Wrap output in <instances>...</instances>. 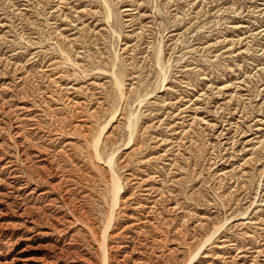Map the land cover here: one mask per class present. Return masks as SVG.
<instances>
[{
	"label": "rangeland",
	"instance_id": "374dc122",
	"mask_svg": "<svg viewBox=\"0 0 264 264\" xmlns=\"http://www.w3.org/2000/svg\"><path fill=\"white\" fill-rule=\"evenodd\" d=\"M0 158V264H264V0H0Z\"/></svg>",
	"mask_w": 264,
	"mask_h": 264
},
{
	"label": "bare ground",
	"instance_id": "6f19581e",
	"mask_svg": "<svg viewBox=\"0 0 264 264\" xmlns=\"http://www.w3.org/2000/svg\"><path fill=\"white\" fill-rule=\"evenodd\" d=\"M104 133V132H103ZM101 137V136H100ZM2 155V154H1ZM42 157V156H41ZM40 157V158H41ZM2 158H5V157H2ZM12 158V157H11ZM10 158V159H11ZM39 158V157H38ZM1 159V158H0ZM2 160V159H1ZM10 160H8L7 162H9ZM12 161V160H11ZM15 162V161H14ZM1 163V162H0ZM10 163V162H9ZM12 166H13V168H14V164H12V163H10ZM8 165V164H7ZM6 166V165H5ZM10 166V165H9ZM12 168V169H13ZM113 171V170H112ZM115 176V175H114ZM120 178H118V177H114L113 179H112V185H113V188H114V194H113V203H112V205H113V207H112V210L110 211L111 213H110V216H109V218H108V224L106 225V228H105V230H104V233H103V244L105 245V246H107V241L109 240L108 239V236H109V234H110V232L112 231V228H113V226H114V221H115V215H116V211H117V208H118V206H119V204H120V200L122 199V197H121V195H122V193H123V187L122 186H120ZM21 190V189H20ZM39 190V189H38ZM1 191V190H0ZM0 195H2V194H0ZM7 211V210H6ZM9 226V225H8ZM10 230V229H9ZM13 230V229H12ZM11 232V231H10ZM14 232V231H13ZM9 234V233H8ZM13 234V233H12ZM1 240V239H0ZM110 242V241H109ZM103 247V246H102ZM103 251V250H102ZM105 252H106V250H104ZM20 257V256H19ZM104 258H106V257H104ZM108 258V257H107ZM17 259V258H16ZM16 259H15V263L14 262H11V263H6V264H43V262H42V260H41V258L39 259V260H41V261H36V262H34L33 260H36L35 258L33 259V260H31L29 257H27V258H21V259H19V260H17L16 261ZM195 259V258H194ZM256 259V258H255ZM254 259V260H255ZM106 260V259H105ZM104 260V261H105ZM48 261V260H47ZM106 262V261H105ZM105 262L104 263H102V264H105Z\"/></svg>",
	"mask_w": 264,
	"mask_h": 264
}]
</instances>
